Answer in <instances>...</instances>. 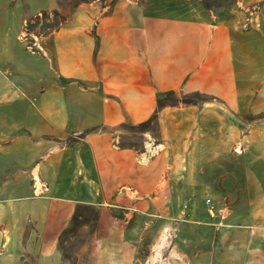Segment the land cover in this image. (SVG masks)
Returning a JSON list of instances; mask_svg holds the SVG:
<instances>
[{
    "label": "crops",
    "instance_id": "crops-1",
    "mask_svg": "<svg viewBox=\"0 0 264 264\" xmlns=\"http://www.w3.org/2000/svg\"><path fill=\"white\" fill-rule=\"evenodd\" d=\"M19 1L0 10V264H142L169 237L190 264H264V0ZM55 10L32 51L26 20ZM167 92L207 101L160 111L158 143L125 127Z\"/></svg>",
    "mask_w": 264,
    "mask_h": 264
},
{
    "label": "trees",
    "instance_id": "trees-1",
    "mask_svg": "<svg viewBox=\"0 0 264 264\" xmlns=\"http://www.w3.org/2000/svg\"><path fill=\"white\" fill-rule=\"evenodd\" d=\"M66 2H74V5H78L82 2H86L89 0H65ZM204 5L207 8L211 7H221L224 5H227L230 0H204ZM51 16L53 17L51 20ZM67 18L65 16H62L58 11L53 12H41L40 14L26 20L24 32L26 33L27 37L29 36H37L40 37L41 35L47 36L49 35L54 29H57L60 24L65 23ZM207 101L206 97L201 96L200 94H195L192 96H184L181 99H178L173 92H167V93H158L157 95V103H158V109L156 113L146 122L141 123L137 126H125L126 128L132 130L133 132H137L138 135H144L146 133H149L152 135L154 139H156V143H158V135H159V124H158V113L162 111L163 109L167 107H175L180 104L191 106V105H198L201 102ZM262 119L264 118V114L254 117ZM94 131V130H92ZM79 217H81L80 213L76 214L74 217V222L79 220ZM96 215H94V218ZM67 233V231L64 233V235ZM64 235H62V240ZM66 258L71 259L66 256ZM74 261L73 259H71Z\"/></svg>",
    "mask_w": 264,
    "mask_h": 264
},
{
    "label": "rangeland",
    "instance_id": "rangeland-1",
    "mask_svg": "<svg viewBox=\"0 0 264 264\" xmlns=\"http://www.w3.org/2000/svg\"><path fill=\"white\" fill-rule=\"evenodd\" d=\"M64 2L66 1H62L61 3L65 4ZM66 3L70 6V8L72 7V5H74V2H71V1L70 2L68 1ZM26 4H27V10L37 11V10H49L52 8V4H55V3H54V0H28ZM18 5H20V8L18 7L15 10H23L24 8L23 0H20L18 2ZM11 9L12 8L8 9L7 7L3 8L2 0H0V10H11ZM52 18L53 17L51 16V20H53ZM20 25H21V19H18L16 26L20 27ZM18 31H19V28H17V33ZM241 161H242V157H241ZM227 163H228L227 166H229L230 165L229 161H227ZM225 164L226 163H224V167H225ZM228 173H229V169L224 168V174H228ZM207 197L209 199H213L211 193H208ZM80 215L81 217H79V220L76 222H73L72 227L67 231V233L63 237V244L66 249V252H65L66 256L73 260L76 257V251L78 247L80 246L81 242L84 240L82 238L83 226L85 225V223L92 221L94 219L95 213L91 210L84 209L80 212ZM161 246H162V250L159 253L158 257L152 259L151 261L143 262L142 264H190L189 257H186L180 248L175 247L174 238L169 237L167 239H164V241H162ZM225 250L226 249L223 248V252H225ZM144 252H145L144 257L151 255V253L148 251L147 252L144 251ZM207 263L209 264V261H207L206 264ZM216 264H221V263H216ZM223 264H231V263H223ZM260 264H263V263H260Z\"/></svg>",
    "mask_w": 264,
    "mask_h": 264
},
{
    "label": "built area",
    "instance_id": "built-area-1",
    "mask_svg": "<svg viewBox=\"0 0 264 264\" xmlns=\"http://www.w3.org/2000/svg\"><path fill=\"white\" fill-rule=\"evenodd\" d=\"M41 37H43L42 35L40 36V37H37V36H29V37H27V35H26V38L28 39V40H31L30 41V49L32 50V51H34V52H36V49H38L39 48V45H38V39L39 38H41ZM238 148L236 149V152H238ZM33 188H34V193H35V196H42V195H44L47 191H48V186H47V184L45 183V182H43V181H41V180H36V179H34L33 180ZM207 204L209 205L210 204V200H207ZM211 211L213 210V209H210Z\"/></svg>",
    "mask_w": 264,
    "mask_h": 264
}]
</instances>
